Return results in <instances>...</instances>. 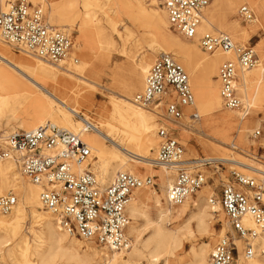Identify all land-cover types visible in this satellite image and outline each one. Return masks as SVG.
Listing matches in <instances>:
<instances>
[{
    "label": "bare ground",
    "instance_id": "6f19581e",
    "mask_svg": "<svg viewBox=\"0 0 264 264\" xmlns=\"http://www.w3.org/2000/svg\"><path fill=\"white\" fill-rule=\"evenodd\" d=\"M144 1L104 0L100 3L98 0H82L83 8L94 7V11L86 14L88 22H83L78 29L76 44L72 48L78 54L79 61H73L74 65L70 62L66 66L63 63L54 66L18 51L19 56H11L8 50L10 46L4 48L5 45L1 44L0 39V133H3L0 138L15 129L27 132L45 124L79 135L91 150L90 171L101 185L110 183L117 173L138 176L131 171L134 165L148 168L149 160H146L145 155L152 151L155 145L154 114L157 115L161 104L155 106L153 112H149L134 104L132 97L143 88L145 76L154 60L151 55L169 53L179 62L191 80L203 79L205 82H210V76L215 75L216 66L221 61L231 60L233 56L231 53L215 52L211 57L204 58L192 45L196 39L191 41L190 45L182 47L183 45L180 46L170 39L158 38L148 45L149 55L141 53L128 58L126 43L133 34L124 27L123 30H118L123 24V19L129 20L134 26L139 25L140 20L148 19L152 21L156 33L169 27L163 9L160 12L146 9ZM149 1L152 6L157 4L156 0ZM5 2L6 0H0L1 8ZM239 3L256 8L264 15V1L261 0H217L214 11L207 12V8L204 10L197 32H216L213 31V25H216L219 31H225L241 44L246 42L257 25L241 28L237 18L234 15L233 19L230 17L232 10ZM49 5L51 10L58 8L55 3ZM101 5L104 7L102 15L105 25L95 18V10L103 9L99 8ZM114 38L121 41L119 53L127 56L128 61L124 79L115 82V86L108 89L94 81L90 75L89 64L93 59H97L94 56L95 48L108 53L116 50ZM259 49L264 48L260 46ZM101 58L108 60V57ZM249 77L250 74L246 71L237 74L236 87L243 106L242 113L238 115L234 113L238 110H227L230 113L224 112L210 116L209 120H203V128L211 131L221 145L227 142L232 126L242 137L249 131L251 118L248 116L250 110L255 108L252 97L249 98L248 86L253 84L256 87L253 94H259V87L264 83V64L260 65V69L254 74V80L251 81ZM98 88L108 91L111 96L108 104L96 110L94 120L80 116L82 107L90 108L93 105L95 90ZM261 95L264 98V90ZM212 100L213 105L219 108V97L214 94ZM84 122L91 127V132L84 130ZM170 124L183 136V125L178 122ZM255 126H258L257 122ZM221 145L202 144L201 149L207 156L219 154L208 156L207 159L234 161L219 152V149L227 151ZM228 152H235L238 156L251 159L250 161L254 160L241 151L232 149ZM257 163L254 162L252 166L241 164L264 170V167H256ZM160 179V194L150 193V198L157 207L156 218L151 219L142 208L141 204L146 196L136 195L144 189L133 192L127 206L130 223L126 233L132 240L130 248L127 251L115 252L98 248L91 242L81 243L60 230L45 211L43 215L40 214L42 208L38 201L39 188L30 185L28 180H23L15 172L11 162L1 163L0 196L11 186L10 190L16 192L18 201L9 217L0 214V260L4 257L11 258L16 253L20 261L14 264H53L56 260L68 264H207L211 248L209 242L203 239L212 236L209 220H213L221 212L219 205H208L207 200L211 194L208 190L205 192L206 197H190L181 206L170 207L166 200L167 189L172 184L170 172L161 171ZM26 214L32 221L25 234H22ZM182 219H186L184 223L169 228L170 221ZM138 222L142 223L137 226ZM243 224L245 228L257 234L253 247L254 244L258 245L260 255H241L242 245L236 242L239 254L235 264H264V229L259 231L248 219H244ZM222 233L220 229L218 234ZM196 237L202 241L197 246L191 245L189 251L183 255L185 244L193 242ZM242 256L243 261L239 262Z\"/></svg>",
    "mask_w": 264,
    "mask_h": 264
},
{
    "label": "built area",
    "instance_id": "2783aa9c",
    "mask_svg": "<svg viewBox=\"0 0 264 264\" xmlns=\"http://www.w3.org/2000/svg\"><path fill=\"white\" fill-rule=\"evenodd\" d=\"M209 2L163 0L162 9L169 28L184 41L196 39L199 49L207 54L231 53L233 59L223 61L217 69L218 97L225 110L243 111L236 89L237 74L257 68L259 60L252 48L235 44L227 34L211 31L198 36ZM237 17L243 23L254 19L247 6L238 9ZM0 39L14 50L51 65L62 62L72 48L68 31L48 26L41 8H32L25 0L0 11ZM133 102L142 109L161 104L160 119L171 123L179 122L182 111L193 105L189 78L171 54L155 57ZM84 130L92 131L87 124ZM262 134L264 124L251 138ZM156 136V155L149 166L170 172L172 184L166 192L170 207L181 206L207 186L211 192L208 205L218 204L226 218L230 231L212 247L207 264H233L239 254L236 242L243 243V255H254L257 234L245 228L243 221L248 219L259 231L264 229V170L237 160L203 157L186 161L173 129L159 126ZM90 158L91 150L79 135L51 124L0 138V164L11 162L39 188V204L60 230L100 248L126 251L130 248L127 206L133 192L154 187V178L117 173L102 186L90 172ZM16 204L17 197L8 191L0 197V213L10 214Z\"/></svg>",
    "mask_w": 264,
    "mask_h": 264
},
{
    "label": "rangeland",
    "instance_id": "374dc122",
    "mask_svg": "<svg viewBox=\"0 0 264 264\" xmlns=\"http://www.w3.org/2000/svg\"><path fill=\"white\" fill-rule=\"evenodd\" d=\"M15 1H17V0H6L3 8L0 7V11L5 12L8 5L15 2ZM98 1L101 3L104 0H98ZM156 1H157V4L152 6L151 2L149 0H145L143 3L144 7L146 9H149V10H156V11L160 12L162 9L163 0H156ZM261 1H264V0H261ZM25 2L29 6H31L32 8H35V7L41 8L42 13L44 15V18H45L48 26H50L52 28L67 30L71 36L72 46H74L76 44V38L78 36V29H79L80 25L83 22H88V20H89L87 18L86 14L94 11V7H90L88 9L83 8L82 7V0H42L40 2L38 0L35 2H31L30 0H25ZM216 2H217V0H210L209 6L207 7V12L208 11L212 12L215 10ZM52 3H55L56 7H58V8H56L55 10H51V8H50L51 6L49 4L52 5ZM242 6H247V5L244 3L237 4L235 6V8L232 10V14L230 15V17H232V19H233L234 17L232 15H234L237 18L238 24L241 28H250V26H252V25H257L255 28V31L249 35V38L246 42L241 44L239 42V40L234 39L225 31H219L217 29L216 25H213V31L216 30V32H218V31L223 32L224 34H227L235 44H237L239 46H243V47H250L254 50V52L257 55L258 60H259V62H258L259 67L257 66V68H255V69H252L250 71H246L247 73L250 74L249 78L252 81L255 79L254 74L256 72H258V69H260V65L264 64V57H263L264 56V49L263 50L259 49L260 46L264 48V15L260 14L258 9L248 6V8L253 13L254 19H253V22H251V23H243L237 17V11ZM99 8H103V9H102V11L97 10V9L95 10V18L100 20L101 24L105 25V23H104L105 20L103 19V15H102V12H104V7H102V5H101ZM254 21H255V23H254ZM123 27L126 30H130V32L133 34L132 38L126 43V45H127L126 46V50H127L126 53H128V55H129L128 58L133 57L135 55H139L141 53H143V55H149L150 53L147 51L148 45L151 42H153V40H158V38L170 39L172 42H174L180 46L183 45L182 47H186L187 45H190V43H191V42L184 41L176 32L171 30L169 27L164 28V29L158 31V33H156L154 31L152 21H149L148 19L140 20V24L137 26H134L129 20L123 19V24H122V26H120L118 28V30H123L124 29ZM205 32H211V31H205ZM205 32H201L200 34L198 33V36L205 33ZM1 44H4V43L1 42ZM121 44H122L121 41L115 39L116 50L114 52H110V53H108L106 51H98L97 48H95L94 56L97 57V59L92 60V62L89 64V69H90V75L92 76L94 81H96L100 86L111 89L115 86L114 85L115 82H121L124 79V77L126 75V67H127L128 59L126 58L127 56L121 55L119 53ZM4 45L5 46L2 45L4 48L6 46H8L6 44H4ZM192 45H194L196 47V50L198 51L200 56H202L204 58H209L212 56V54H207V53H204L202 50H200L198 45H197V41L195 43H192ZM11 48L12 47H9V49H8L10 52V55L11 56L13 55L16 57L19 56V53L16 50H14L13 48L12 49ZM216 54H219V53H216ZM156 56H157V54H152L151 58L155 59ZM101 57H108V60L106 58L103 59ZM73 61H75V62L79 61V56L75 52V50L73 48H71V50H70L69 54L66 56V58L62 62H60L58 65L63 63L66 66V64H68L70 62H72V64H73ZM222 62L223 61H221L216 66V73H215V75L212 74L210 76V82L209 81L205 82L203 79L197 81L195 78H193V80H191L189 78L188 74L186 73V71L183 69L189 78L190 88H191V92H192V95L194 98L193 105L188 107L187 110L185 109L182 111V118L178 122L179 125H183V128L185 129L184 132L182 133L183 136H180L179 131L172 124H170V122L167 123V122L160 119V115L162 114V109L158 108L157 109V111H158L157 115L154 114V121L156 124V130H155V140L156 141H155V145H154L153 150L148 152L147 155H145L147 158L146 160L150 161L156 155V149H157V143H158V139L156 138L157 137L156 132H157V128L159 126H165L166 128H172L175 131V138L178 141L179 145L183 149V157L185 160H187V159H189V160L200 159L203 157L207 158L208 156H219V154L208 155V156L205 155L201 149V145L202 144L212 145V146H213V144L221 145V143H219V141L215 140V136L213 135V133L211 131L207 130L206 128H203V123H204L203 120L204 119L209 120L210 116L214 117V116L219 115V114L224 113V112L230 113L221 106L220 102H219V108L217 106L213 105V100H212L214 94L218 97L219 85H218L216 77H217L218 66ZM176 63L179 64L178 61H176ZM54 66H56V65H54ZM208 83H209V85H208ZM237 83H238V80H237ZM248 88H249V90H248L249 98L252 97V100H253L252 103H254V108H255V109L252 108L250 110V113L248 116L251 118V124L248 127L249 131L245 134L244 137H242L239 135L237 130L235 131L234 126H232V129H230V136L228 137L227 142L224 145H221L222 147L226 148L227 151H225L223 149L220 150L219 148H217L215 146L214 147L216 149H219V152H221L222 154L224 153L226 155V157H230V159H232V160H237L240 163H244V164H247L250 166H252L254 164V162L255 163L260 162V163H257L258 165L256 164V167L262 168V167H264V134H262L261 136H259L256 139H252L251 135L255 130L261 128L262 124H264V98L261 95L262 91L264 90V83L259 87V92H258L259 94H257L256 96L253 94V91L256 89V87H254V85L251 84L250 87L248 86ZM236 89H237V87H236ZM136 93L137 92H135L134 95ZM110 97L111 96L109 95L107 90H105L103 88L96 89L95 94H94V98H93V102H92L93 105L90 108L82 107L80 109L79 115L80 116L83 115L84 117L87 116L93 120L96 119V116H95L96 110L100 106L107 105ZM154 107H155V105H153L149 108H145L144 110H147L149 112H153L152 110ZM234 113L239 115V113H242V111L238 110L237 112H234ZM256 122L258 124L257 127L255 126ZM12 123L13 122H11V125H13ZM13 132H23V131L15 129L12 132H8L6 134V136L13 133ZM2 135H3V133H0V136H2ZM6 136H4V137H6ZM106 145H109V144L106 143ZM232 149L234 151H237V152L241 151L245 155H248L249 157L254 158V160L250 161L251 159L238 156V154H236L235 152H233L234 154L231 152H228ZM193 154H195V156ZM88 164H89V167H91L90 162ZM149 167L150 166H148V168ZM230 167H232V166H230ZM131 168H132L131 171L135 174H138V176H141V177L151 176L154 178V187L153 188L144 189L143 191L138 192L136 194V195L144 194V196H146V198L143 201V204H141V205H142V208L145 211L146 215L154 220L156 218L157 207L155 206L152 199L150 198V193L154 192V193L160 194V188H161V183H162L161 179H160V172L163 170L160 168H153V167L148 169L147 167L142 166V165H134ZM14 170L16 173H18L21 176V178H23V180L27 181V179L21 175V173L18 171V169L15 166H14ZM235 170H236V168H235ZM27 182L31 185V183L29 181H27ZM107 184H109V182L106 184H103L102 186H105ZM10 189H11V186H9L7 188L6 193L8 191H11ZM208 190H210V188H206L204 186L198 193L195 194V196L193 198L196 199L200 195L201 196L204 195V197H206L205 192H207ZM202 191H204V192H202ZM13 193L17 197L16 192L14 191ZM203 200H205V199L203 198ZM191 201H192V199L190 200V202ZM162 202H163V200H162ZM190 208L191 207L189 206V209ZM39 212L42 215L44 213V211L42 209ZM10 214H7V215L1 214V215L3 217H9ZM47 215L49 216L50 220L53 222V218L48 213H47ZM185 220L186 219H182L179 221L178 220H172L168 223V224H170L169 228L170 227L171 228L177 227V226L181 225L182 223H184ZM31 221L32 220H31L30 216L26 214L24 217V220H23V224H22V226H23L22 227V229H23L22 234H25L26 229L29 226V224L31 223ZM209 222H210V226H211V230H212V236L209 238H204L203 241L209 242L210 248L212 249V247L215 245L217 240L219 238L223 237L226 232L230 231V229L228 227L226 218L224 217L222 212L218 213L216 215V217L213 218V220L210 219ZM141 223L142 222H138L136 225L139 226ZM220 229L223 232L222 235L218 234ZM127 237L129 238L130 244H131L132 240H131L130 236L127 235ZM256 238H257V236H256ZM201 241H202V239H198V237H196L193 242L186 243L184 246V249H183V255H185L189 251L191 245L197 246L198 243H200ZM80 242L82 243L83 241H80ZM240 243H241L242 248H243V243L242 242H240ZM254 246H255L256 251H257V252L255 251V254L260 255L258 245L254 244ZM96 247H98V246H96ZM98 248H100V247H98ZM97 250H99V249H97ZM5 251H6V249L3 252L4 254H5ZM240 254L242 255L243 251ZM236 259L237 258L235 257L233 264H235ZM19 261H20V259H19L18 255L16 253H14L11 258L4 257L3 260H0V264H14V262H19ZM238 261L239 262L243 261V256ZM53 264H68V263L63 262L61 260H56ZM141 264H144V263H141Z\"/></svg>",
    "mask_w": 264,
    "mask_h": 264
}]
</instances>
